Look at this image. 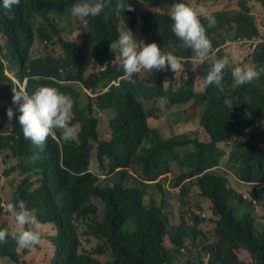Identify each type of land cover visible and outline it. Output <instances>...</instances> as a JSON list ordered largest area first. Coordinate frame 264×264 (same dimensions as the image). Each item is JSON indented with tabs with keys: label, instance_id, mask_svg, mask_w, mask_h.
<instances>
[{
	"label": "trees",
	"instance_id": "1",
	"mask_svg": "<svg viewBox=\"0 0 264 264\" xmlns=\"http://www.w3.org/2000/svg\"><path fill=\"white\" fill-rule=\"evenodd\" d=\"M81 2L20 0L8 12L0 0V39L6 41L0 44V156L14 160L2 174L13 181L0 183V228L9 230L0 264H30L35 253L45 254L41 264H264V75L233 88L237 66L230 61L219 85L201 82L198 92L189 67L194 53L175 36L170 19L172 5L185 0H125L134 10L119 12L111 0L99 16L78 18L74 29L68 18L76 21L72 7ZM256 4L264 19V0H238L234 10L198 15L214 48L201 78L217 59L229 58L226 47L246 42L259 41L250 58L264 68ZM127 30L138 43L183 57L184 70L127 77L111 49ZM37 40L46 49L35 53ZM9 71L27 82L29 95L51 86L74 100L70 124L79 128L71 141L59 130L40 146L24 138ZM164 98L171 107L199 108L200 129L168 135L153 125ZM168 174L177 189L172 198ZM202 199L210 202L209 217ZM18 201L41 222L44 243L21 248L12 239L7 205Z\"/></svg>",
	"mask_w": 264,
	"mask_h": 264
},
{
	"label": "clouds",
	"instance_id": "2",
	"mask_svg": "<svg viewBox=\"0 0 264 264\" xmlns=\"http://www.w3.org/2000/svg\"><path fill=\"white\" fill-rule=\"evenodd\" d=\"M111 0H82L74 4L72 15L82 20L99 16ZM20 0H3V8L10 12L14 6H19ZM116 11H133L131 4L125 0H117ZM170 19L173 22L172 31L175 36L183 41L184 47L194 53L193 59L203 64L210 59L214 52L213 45L205 26L197 12L184 3H174L171 7ZM215 20L208 17V27H213ZM111 49L118 50L119 64L127 77H132L142 71L171 70L174 73L184 70L186 61L183 57L171 52H164L156 43H138L131 31L120 34L118 39L111 44ZM230 65L228 57L217 59L208 69L207 74L197 80L202 82V87L207 88L213 84L219 85L224 78V71ZM233 88L259 80L264 75V68L257 69L253 66L234 67L232 69ZM23 89V88H22ZM27 89V87H26ZM13 105L18 106L21 113L18 117L19 125L25 139L33 144L43 145L49 137H55L56 130L61 133L64 142L71 141L76 135V128L70 124L71 110L74 100L62 93L58 88L44 86L29 95L26 90L13 88ZM15 115L13 108H8L7 117L11 121ZM101 179L104 177L101 176ZM256 185V184H255ZM7 211L15 221V231L11 233L17 245L21 248H30L44 243L42 237V224L33 215L24 201L8 204ZM65 219V216H64ZM9 236L7 228H0V244L6 243Z\"/></svg>",
	"mask_w": 264,
	"mask_h": 264
},
{
	"label": "rangeland",
	"instance_id": "3",
	"mask_svg": "<svg viewBox=\"0 0 264 264\" xmlns=\"http://www.w3.org/2000/svg\"><path fill=\"white\" fill-rule=\"evenodd\" d=\"M186 5L193 8L198 15H204V16H210L211 14L217 12V11H222V10H234L237 7V2L238 0H207L205 2H199L197 0H185ZM143 8H146L143 6ZM254 10L259 14V25L261 29L264 31V19H261L262 16V8L259 5H254ZM161 12L168 13V9L161 10ZM71 26L75 29L79 27V24L77 23L78 18H76V21L70 20L68 18ZM259 41H256L255 44L251 42H246L243 46H237V45H232L226 47L225 53L229 56V59L231 63L235 66H253V61L250 58L254 47ZM6 43L5 39L3 40L2 38L0 39V44L4 45ZM41 49H46V46L44 45L43 41L37 40L34 48V52H38V50ZM90 62V63H89ZM93 62V52H91L88 56V66L92 68L94 71V68L91 66ZM189 67L196 73V79L198 77L201 78L200 71H201V64L198 61L193 60ZM10 77L14 78V81L16 82L17 87L20 88V90L23 88V90H26L27 87V82H20L16 77L11 73V71L8 72ZM90 75V74H89ZM78 86V85H77ZM15 87V89H18ZM201 88V81L198 80V83L196 82V89L198 92H200ZM91 94V93H90ZM83 103L86 102V99L82 100ZM157 112H159V115L161 116V119L159 121L154 122L153 125L159 126L162 131L167 133L168 135L174 131L177 133H183L187 131H197L200 129V123H199V118L201 115V110L199 108H196L193 106L192 103L185 105V106H175L171 107L170 104L164 99H160L157 102ZM12 108V107H11ZM190 117V118H189ZM71 118H72V113H71ZM104 121L106 124L109 122V118L107 116H103ZM188 120V121H187ZM190 122V123H187ZM76 128V131L78 130L79 126L76 124L74 125ZM14 164V160H7L4 159V157L0 156V176L2 177V180L0 183H7L8 181H13V179L7 180L5 179L2 174L5 171V169L9 168ZM224 167V166H223ZM92 171H98V169L95 168V165L92 167ZM175 172H177L175 170ZM165 177V176H164ZM173 179V175L168 174L165 180V187L169 194H171L170 198H172L175 194V191L177 189L171 188L170 181ZM230 180H232L230 178ZM239 189V187L237 186ZM240 189H245L243 185H240ZM242 192H248L247 189L243 190ZM202 203L205 205V210L203 211L204 213L208 214V217L210 215V202L208 200H201ZM262 204V203H261ZM171 206H176L177 201L171 202ZM262 206V205H261ZM258 207V206H257ZM262 207H258L256 212L259 211L260 213L262 211ZM240 211H243L245 209L241 208L239 209ZM64 215H66V211L64 210ZM206 215V214H205ZM242 213L240 212V216ZM259 223H262L261 217L258 218ZM65 220H68L69 223V218H65ZM69 226V224H68ZM70 227V226H69ZM64 233H66V229L64 230ZM45 254H40V253H35L30 257V264H41V261L43 259Z\"/></svg>",
	"mask_w": 264,
	"mask_h": 264
},
{
	"label": "built area",
	"instance_id": "4",
	"mask_svg": "<svg viewBox=\"0 0 264 264\" xmlns=\"http://www.w3.org/2000/svg\"><path fill=\"white\" fill-rule=\"evenodd\" d=\"M255 185V184H254ZM244 199L246 200V201H250V200H252V197L250 196V194H244ZM253 204L257 207L258 206V201H257V199H254V201H253ZM204 217H206V215L204 214L203 215Z\"/></svg>",
	"mask_w": 264,
	"mask_h": 264
}]
</instances>
